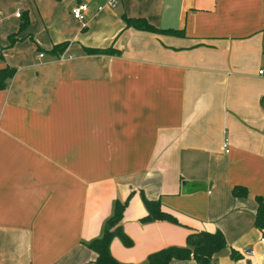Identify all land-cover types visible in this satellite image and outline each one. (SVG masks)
<instances>
[{
    "label": "crops",
    "instance_id": "obj_1",
    "mask_svg": "<svg viewBox=\"0 0 264 264\" xmlns=\"http://www.w3.org/2000/svg\"><path fill=\"white\" fill-rule=\"evenodd\" d=\"M106 1L0 0V264L90 263L116 199L118 261L218 230L209 264H264V0ZM141 196L175 221H139Z\"/></svg>",
    "mask_w": 264,
    "mask_h": 264
},
{
    "label": "trees",
    "instance_id": "obj_2",
    "mask_svg": "<svg viewBox=\"0 0 264 264\" xmlns=\"http://www.w3.org/2000/svg\"><path fill=\"white\" fill-rule=\"evenodd\" d=\"M123 23L125 27H132L153 33L166 31L153 26L144 18L140 17L133 18L123 16ZM56 49L58 50V47H56L55 50ZM87 51L89 53L111 52L107 49L91 48ZM13 72L14 69L7 66L0 68V89L6 86ZM242 193H245L243 187L232 188L233 195L238 196ZM141 197L145 207V213L139 218V221H175V218L170 213L161 209L158 200ZM255 199L257 205L253 222L256 226L261 227L264 225V204L262 198L256 197ZM126 203L127 199L122 201L116 199L113 202L111 213L102 224L99 234L85 243V246L94 253V258L88 264H168L171 259L183 260L188 258L193 259L197 264H209L212 255L225 246V239L220 231H198L187 234L185 237V244L182 246L169 245L148 253L143 263L118 261L110 254L108 245L113 237H117L123 245L129 246L131 244L130 239L124 234L121 228V219ZM230 256L234 258L237 257L238 254L236 251L230 250Z\"/></svg>",
    "mask_w": 264,
    "mask_h": 264
},
{
    "label": "built area",
    "instance_id": "obj_3",
    "mask_svg": "<svg viewBox=\"0 0 264 264\" xmlns=\"http://www.w3.org/2000/svg\"><path fill=\"white\" fill-rule=\"evenodd\" d=\"M106 4L108 6H111L114 4V1L113 0H107L106 1ZM101 7L98 6V10L100 9ZM87 12V4L86 3H78L74 6L71 7L70 9V14L72 16V18L78 20L79 22H81L82 25L85 24V14ZM15 16H19V12L16 11L14 13ZM42 54L39 53L38 56H41ZM61 58V56H60ZM260 72V71H259ZM261 115H262V122H263V126H264V98L261 99ZM225 143L223 144V147H225ZM260 240H263V238H260ZM215 264V263H213Z\"/></svg>",
    "mask_w": 264,
    "mask_h": 264
},
{
    "label": "water",
    "instance_id": "obj_4",
    "mask_svg": "<svg viewBox=\"0 0 264 264\" xmlns=\"http://www.w3.org/2000/svg\"><path fill=\"white\" fill-rule=\"evenodd\" d=\"M198 264H201V263H198Z\"/></svg>",
    "mask_w": 264,
    "mask_h": 264
}]
</instances>
